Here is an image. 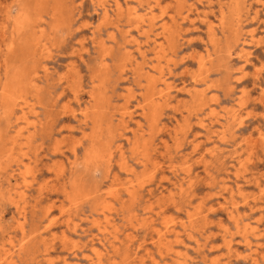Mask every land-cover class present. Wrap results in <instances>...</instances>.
Wrapping results in <instances>:
<instances>
[{"label":"rangeland","instance_id":"obj_1","mask_svg":"<svg viewBox=\"0 0 264 264\" xmlns=\"http://www.w3.org/2000/svg\"><path fill=\"white\" fill-rule=\"evenodd\" d=\"M119 2L0 0V264H264V0Z\"/></svg>","mask_w":264,"mask_h":264},{"label":"bare ground","instance_id":"obj_2","mask_svg":"<svg viewBox=\"0 0 264 264\" xmlns=\"http://www.w3.org/2000/svg\"><path fill=\"white\" fill-rule=\"evenodd\" d=\"M114 1V4H115V8L117 9V10H120L121 8H122V4L119 2V0H113ZM18 3H20L19 1H18ZM17 3V4H18ZM52 3V2H51ZM139 3V2H138ZM143 3V2H142ZM241 4V3H240ZM108 12H109V10H108V8H106L105 6L103 7V16L104 17H108ZM132 13L133 14H135L136 13V10H133L132 11ZM23 15V14H22ZM147 15H149V14H147ZM9 17V16H8ZM18 17H20L19 15H18ZM24 17V16H23ZM22 18V17H21ZM20 18V19H21ZM61 18V17H60ZM19 19V20H20ZM12 22H14L15 23V21L13 20ZM234 24V23H233ZM14 25V24H13ZM16 27V26H15ZM238 27V26H237ZM236 27V28H237ZM163 33L164 32H166V27H165V25H163ZM224 28V27H223ZM26 29H27V25H25V22L23 21V20H21V21H19L18 22V24H17V27L15 28V30H14V33H13V37H14V39H15V37H16V39H21L25 34H26ZM52 32H54V31H52ZM248 33V32H247ZM148 35V34H147ZM236 35H237V33H236ZM156 36V35H155ZM146 38H148V36L146 37ZM137 39V38H136ZM12 40V39H11ZM238 40V39H237ZM19 41V40H18ZM178 41V40H177ZM130 42V41H129ZM248 42V41H247ZM220 43V42H219ZM136 45V44H135ZM157 45V44H156ZM160 45V44H159ZM176 46V45H175ZM214 46V45H213ZM241 46V45H240ZM139 47V46H138ZM219 49V48H218ZM243 49V48H242ZM13 51H14V48H13V46L10 44L9 46H8V50H7V53H13ZM219 52V51H218ZM217 52V53H218ZM141 54V57L142 58H144L145 57V55H144V53L143 52H141L140 53ZM117 57V56H116ZM19 59V58H18ZM223 60V59H222ZM224 61V60H223ZM25 63V62H24ZM132 66V65H131ZM213 67V66H212ZM153 70L155 71V72H157V73H159V74H161L162 73V71H161V69L160 68H158V67H154L153 68ZM13 72V71H12ZM47 73V72H46ZM143 73V72H142ZM145 73V72H144ZM16 74V73H15ZM22 74V73H21ZM27 74V73H26ZM205 75V74H204ZM161 76H163V75H161ZM146 77H149V76H146ZM139 80V79H138ZM18 81V80H17ZM35 81V80H34ZM159 81V80H158ZM210 81V80H209ZM154 82V81H153ZM160 82V81H159ZM20 83V82H19ZM157 83V82H156ZM163 83V82H162ZM164 84V83H163ZM20 86V85H19ZM159 86V85H158ZM18 86H16V88H17ZM6 90H7V88H5V91H4V93H3V95H4V99H5V97L7 96V94H6ZM149 91V90H148ZM94 92V91H93ZM169 92V91H168ZM166 94V93H165ZM14 96V95H13ZM259 97V96H258ZM147 98V97H146ZM109 100V99H108ZM145 100V99H144ZM96 101V100H95ZM152 101V100H151ZM99 102V101H98ZM102 102V101H101ZM143 102V101H142ZM146 102V101H145ZM255 102V101H254ZM101 105V104H100ZM15 107V106H14ZM146 107V106H145ZM93 108V107H92ZM201 111V110H200ZM232 116V115H231ZM7 118V117H6ZM158 133V132H157ZM92 145V144H91ZM93 147H95V146H92V150L90 151V157H95V156H98V155H100L101 154V152H100V150L99 149H97V148H93ZM140 150V149H139ZM212 156V155H211ZM105 159V158H104ZM252 160V159H251ZM125 165V164H124ZM134 172V171H133ZM130 173V172H129ZM87 178V177H86ZM74 182V181H73ZM134 185H135V183H134ZM138 186V185H137ZM136 186V187H137ZM81 194V193H80ZM246 195V194H245ZM130 196V195H129ZM135 196V195H134ZM256 196V195H255ZM130 200V199H129ZM134 204V203H133ZM144 208V207H143ZM166 218V217H165ZM169 217H167V219H168ZM197 225V224H196ZM212 225V224H211ZM246 228V227H245ZM119 241V240H118ZM113 243V242H112ZM115 245V244H114ZM174 245V244H173ZM116 250V249H115ZM114 250V251H115ZM93 252V251H92ZM6 261V260H5ZM124 263V262H123ZM122 263V264H123Z\"/></svg>","mask_w":264,"mask_h":264}]
</instances>
